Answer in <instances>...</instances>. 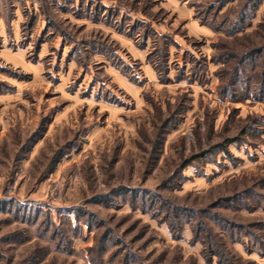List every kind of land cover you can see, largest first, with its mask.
<instances>
[{
  "label": "rangeland",
  "instance_id": "1",
  "mask_svg": "<svg viewBox=\"0 0 264 264\" xmlns=\"http://www.w3.org/2000/svg\"><path fill=\"white\" fill-rule=\"evenodd\" d=\"M263 70L264 0H0V264H264Z\"/></svg>",
  "mask_w": 264,
  "mask_h": 264
},
{
  "label": "trees",
  "instance_id": "2",
  "mask_svg": "<svg viewBox=\"0 0 264 264\" xmlns=\"http://www.w3.org/2000/svg\"><path fill=\"white\" fill-rule=\"evenodd\" d=\"M241 20H242V22H245V19H244V17L243 18H241ZM241 22V23H242ZM239 25V29H237L235 32H237L238 30H241L242 29V27H243V24H238ZM232 33H233V30H232ZM257 55H255V54H250V55H248L247 57H246V59H245V62H244V64L247 62V67H249V66H254L255 64H256V61H258V59L259 58H261V54H262V49H257V50H255L254 51ZM261 75L263 76L264 75V70L261 72ZM260 75V76H261ZM261 89H263L264 88V80H263V78H262V80H261ZM261 100H264V98L263 99H261ZM170 225L171 226H173V223L172 222H170Z\"/></svg>",
  "mask_w": 264,
  "mask_h": 264
}]
</instances>
